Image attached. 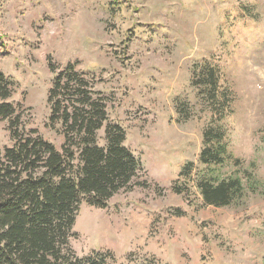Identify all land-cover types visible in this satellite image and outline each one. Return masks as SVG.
Here are the masks:
<instances>
[{
    "label": "rangeland",
    "instance_id": "obj_1",
    "mask_svg": "<svg viewBox=\"0 0 264 264\" xmlns=\"http://www.w3.org/2000/svg\"><path fill=\"white\" fill-rule=\"evenodd\" d=\"M49 57L59 71L76 64L143 164L105 207L81 204L71 239L77 255L102 251L114 264H264V0H0V70L14 83L11 100L25 108L24 130L60 149L62 124L49 122ZM206 62L234 95L222 121L233 156L216 172L227 177L238 167L255 184L230 206L206 204L197 187L212 112L192 73ZM103 135L104 127L101 143ZM13 142L9 120H0V147ZM190 161L193 170L181 175Z\"/></svg>",
    "mask_w": 264,
    "mask_h": 264
},
{
    "label": "trees",
    "instance_id": "obj_2",
    "mask_svg": "<svg viewBox=\"0 0 264 264\" xmlns=\"http://www.w3.org/2000/svg\"><path fill=\"white\" fill-rule=\"evenodd\" d=\"M48 62L55 72L48 92L49 122L62 124L60 149L37 129L24 130L25 108L11 100L14 83L0 70V120H9L14 141L0 147V264H114L109 260L113 256L102 251L76 254L71 246L76 218L83 202L105 207L115 193L130 188L143 164L125 144V128L109 121L104 98L94 95L92 83L76 64L69 62L59 71L51 57ZM221 77L220 70L208 62L192 73V84L212 112L203 127L199 158L205 169L198 173L197 187L206 204L230 206L244 198L247 187L254 190L255 184L238 167L227 177L216 172L233 156L222 121L232 110L234 95L222 87ZM176 110L188 118L179 100ZM193 165L186 163L181 175L190 174ZM172 188L185 192L175 182Z\"/></svg>",
    "mask_w": 264,
    "mask_h": 264
}]
</instances>
